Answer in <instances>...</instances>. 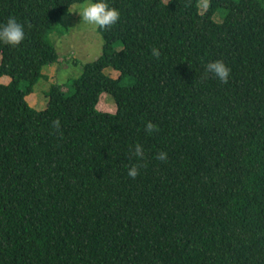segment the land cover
Instances as JSON below:
<instances>
[{
  "label": "trees",
  "instance_id": "trees-1",
  "mask_svg": "<svg viewBox=\"0 0 264 264\" xmlns=\"http://www.w3.org/2000/svg\"><path fill=\"white\" fill-rule=\"evenodd\" d=\"M201 1L108 0L102 53L39 111L26 98L77 0H0L26 29L0 43V264H264V0ZM217 59L227 83L204 76Z\"/></svg>",
  "mask_w": 264,
  "mask_h": 264
},
{
  "label": "rangeland",
  "instance_id": "rangeland-1",
  "mask_svg": "<svg viewBox=\"0 0 264 264\" xmlns=\"http://www.w3.org/2000/svg\"><path fill=\"white\" fill-rule=\"evenodd\" d=\"M169 1L164 0L165 3ZM208 2L209 0L201 1L199 6L202 13L207 9ZM214 20L217 23L223 22L224 18H222L221 11L215 14ZM49 38L58 50L59 60L57 63L43 69V73L47 78L40 80L35 86V92L26 98L29 105L39 111L46 109L48 97L45 95V91H48L52 84L61 85L64 92L71 95L74 91L72 83L81 75L83 66L98 58L103 50V38L98 31V27L81 22V18L75 14L71 16H66L65 14L55 30L50 33ZM121 49L122 47L119 46L117 51ZM105 74L113 79H117L120 76L119 72L111 68L106 69ZM10 81L11 78L9 76L0 78V83L2 84H7ZM134 82L135 79L133 77H127L124 79L123 84L130 86ZM97 109L107 113L116 112V104L113 97L108 93H103Z\"/></svg>",
  "mask_w": 264,
  "mask_h": 264
},
{
  "label": "clouds",
  "instance_id": "clouds-1",
  "mask_svg": "<svg viewBox=\"0 0 264 264\" xmlns=\"http://www.w3.org/2000/svg\"><path fill=\"white\" fill-rule=\"evenodd\" d=\"M72 14L78 15L81 18V22L95 25L100 29H105L115 24L120 18V11L111 7L108 0H77L71 8L68 7L66 16H71ZM25 35V24L19 18L9 17L5 23L0 24V43L10 46L16 45ZM152 55L158 58L160 56L159 50L153 48ZM230 72V67L223 60L217 59L206 64L204 76L205 78L212 76L219 79L222 83H227ZM54 124L58 127L59 121H55ZM155 127L152 122H148L145 130L152 132ZM134 155L138 158L143 157V147L139 143L135 146ZM157 159L165 161L167 153L159 152ZM139 166V164H133L128 169V176L134 179L138 175Z\"/></svg>",
  "mask_w": 264,
  "mask_h": 264
}]
</instances>
